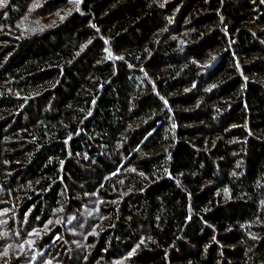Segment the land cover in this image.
Masks as SVG:
<instances>
[{
  "label": "trees",
  "instance_id": "1",
  "mask_svg": "<svg viewBox=\"0 0 264 264\" xmlns=\"http://www.w3.org/2000/svg\"><path fill=\"white\" fill-rule=\"evenodd\" d=\"M89 197L78 264H264V0L0 7V203L24 227Z\"/></svg>",
  "mask_w": 264,
  "mask_h": 264
},
{
  "label": "rangeland",
  "instance_id": "2",
  "mask_svg": "<svg viewBox=\"0 0 264 264\" xmlns=\"http://www.w3.org/2000/svg\"><path fill=\"white\" fill-rule=\"evenodd\" d=\"M38 3L40 1L35 4ZM88 203L89 207H85L80 214L68 215V219L62 217L61 211L57 212L58 216L49 219L43 225H38L36 221L24 227L16 226L18 215L12 206L0 203V264H78L80 258L76 254L68 259L67 247L73 244L75 249L80 251L89 249V236L98 234L104 220L100 211L102 202L89 197ZM59 225L71 236V241L67 243L60 237L61 252L54 251V247L52 252L43 253L40 245L55 235L54 229ZM114 262L125 264L124 260Z\"/></svg>",
  "mask_w": 264,
  "mask_h": 264
},
{
  "label": "snow or ice",
  "instance_id": "3",
  "mask_svg": "<svg viewBox=\"0 0 264 264\" xmlns=\"http://www.w3.org/2000/svg\"><path fill=\"white\" fill-rule=\"evenodd\" d=\"M7 0H0V7L4 6L6 4Z\"/></svg>",
  "mask_w": 264,
  "mask_h": 264
}]
</instances>
